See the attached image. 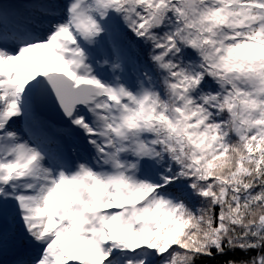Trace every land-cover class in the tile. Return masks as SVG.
<instances>
[{"label":"snow or ice","instance_id":"1","mask_svg":"<svg viewBox=\"0 0 264 264\" xmlns=\"http://www.w3.org/2000/svg\"><path fill=\"white\" fill-rule=\"evenodd\" d=\"M0 264H264V0H0Z\"/></svg>","mask_w":264,"mask_h":264},{"label":"rangeland","instance_id":"2","mask_svg":"<svg viewBox=\"0 0 264 264\" xmlns=\"http://www.w3.org/2000/svg\"><path fill=\"white\" fill-rule=\"evenodd\" d=\"M9 258H11V257H9Z\"/></svg>","mask_w":264,"mask_h":264}]
</instances>
